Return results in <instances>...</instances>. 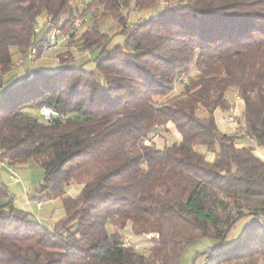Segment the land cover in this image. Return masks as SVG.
I'll return each mask as SVG.
<instances>
[{"label":"trees","instance_id":"obj_1","mask_svg":"<svg viewBox=\"0 0 264 264\" xmlns=\"http://www.w3.org/2000/svg\"><path fill=\"white\" fill-rule=\"evenodd\" d=\"M77 1L0 0V160L38 164L32 198L62 200L65 212L41 224L0 183V264H182L206 239L208 264H264V162L254 154L264 151V0H91L76 38ZM52 34L90 60L31 69L29 54L38 59ZM232 91L246 136L216 123ZM44 107L63 117L33 113ZM169 124L180 142L145 144ZM127 228L159 239L142 253L124 246Z\"/></svg>","mask_w":264,"mask_h":264},{"label":"rangeland","instance_id":"obj_2","mask_svg":"<svg viewBox=\"0 0 264 264\" xmlns=\"http://www.w3.org/2000/svg\"><path fill=\"white\" fill-rule=\"evenodd\" d=\"M84 5H85V0H78L75 6L76 8L80 7L82 9ZM63 16L66 17L67 14H64ZM138 19L139 17L136 16V17H133L132 21H138ZM44 22H45V17H41L39 19V23L41 24V26ZM81 31L79 30L77 32L78 34L76 38H78L81 35L82 33ZM61 57L65 59L66 58L72 59L74 64L80 65L90 60L91 51L88 49H82L81 47L77 45H71L68 42V40H66V42L62 44L59 48H56V49L52 48L50 50L44 49L41 56L34 61L32 66L29 64V67L34 70H37L43 67H49L50 69H54L61 64L62 62L60 59ZM18 58L19 59H16V65L14 67L15 68L14 70L17 74H23L26 71V68L22 63V60H21L22 57H18ZM86 69L96 72L94 63L87 64ZM22 76L23 75H21V77H19L20 79L18 80H21ZM98 77L100 81H103V78L101 75H98ZM33 113H36V115L40 116V111L33 112ZM154 141L157 144L158 148H162L166 144L172 145L174 142H176V139L173 133L169 131V133H167L165 137L162 138L160 137V135H158L157 137H155ZM238 145L239 147L240 146L244 147V146H248V143L245 141H239ZM2 163L3 162L0 160V183L6 185L9 193L15 198L16 207L30 212L32 216L36 218L35 213L37 212V203L39 201L42 205L41 208L43 207V210H42L43 212L40 213L41 215L51 214L53 216L52 218L55 219V218H59V216H62L63 213L65 214L62 200L49 201V202L44 203V201H40V200H36L32 198V196H34L41 189V185L44 180V171L38 164H36L35 162H30L26 165H22V166L18 165L19 175H20V178L22 179V183L15 184L11 181L10 174L8 173V171L2 167ZM45 220L47 221L48 218H46ZM245 221L246 220H241L236 225L235 229L233 230V233H237L239 230H241L245 224ZM146 236L147 235L143 236L145 238V241H146ZM158 239H159V235L157 239H155L154 241ZM130 243L132 245H137L133 243L131 240H130ZM212 246H213V242L209 239L202 240L192 246H189L182 259V264H208L204 253L208 252Z\"/></svg>","mask_w":264,"mask_h":264},{"label":"crops","instance_id":"obj_3","mask_svg":"<svg viewBox=\"0 0 264 264\" xmlns=\"http://www.w3.org/2000/svg\"><path fill=\"white\" fill-rule=\"evenodd\" d=\"M228 101L230 105V110L223 111L222 109H217L215 112V119H216L218 129L220 130L221 133L226 134V135H232V134H237L240 127H243L245 125V104L236 91H232L231 93H229ZM230 119H234V122H232ZM168 130L173 133V135L175 136L176 142H180L182 140L180 133L177 131L176 127L173 124L168 125ZM241 141L247 142L248 145L252 144V142H250L248 138H245ZM198 150L201 153H206V150L202 147L198 148ZM254 154L256 155V157H258L264 162V151L260 149H256L254 151ZM213 159H214V156L209 154L208 160L213 161ZM82 188L83 186L81 185L72 186L71 189L69 190V195L71 197L78 196L80 192L82 191ZM42 210H43V207L41 209L37 208L38 213L37 212L35 213V216H36L35 219L41 224H44L46 226L56 225L61 220H63L65 217V214L63 213L62 216H59V218L54 219L52 218L53 216L51 214L41 215L40 213L43 212ZM46 218H48L47 221L45 220ZM124 235H125V239H130L135 244H145L146 243L145 238L143 236L138 237V236L133 235L130 228H127L125 230Z\"/></svg>","mask_w":264,"mask_h":264},{"label":"built area","instance_id":"obj_4","mask_svg":"<svg viewBox=\"0 0 264 264\" xmlns=\"http://www.w3.org/2000/svg\"><path fill=\"white\" fill-rule=\"evenodd\" d=\"M91 2V0H85V5H84V9H85V13H83V15L80 16L79 20H74L73 22V27L71 30V35H76L77 32L79 31V29L88 22L90 16L92 15V13L94 12V9H90L89 8V3ZM137 13L134 12V15H136ZM39 30L36 29V32H38ZM66 40H68V37L65 36H60V38L58 39L57 44H54V48H59L62 44H64L66 42ZM37 57V49H33L32 52L29 54L28 60L31 64L34 63L35 59ZM188 81V76L185 73H182V80L180 84H185ZM40 114L42 115V117L44 118H50V120L57 118V117H63L62 114H60L59 112L55 111L52 108H47L44 107L40 110ZM232 122H234V119H230ZM241 128V127H240ZM239 135L241 136H246V134L241 131L240 129L237 132ZM158 135H153L151 138H148L145 140V144L146 145H151L154 142L155 137H157ZM154 137V138H153ZM2 155V150L0 149V156ZM2 166L8 171V173L10 174V179L13 183L15 184H21L22 183V179L20 178L19 175V166L17 164H4L2 163ZM41 203L38 201L37 203V208L40 209L41 208ZM158 235L157 234H152V235H147L146 236V243L145 244H137V245H132L130 243L129 239H124L123 244L125 247H133L138 251H141L142 253H147L148 250L151 248V246L154 243V240L157 239Z\"/></svg>","mask_w":264,"mask_h":264},{"label":"bare ground","instance_id":"obj_5","mask_svg":"<svg viewBox=\"0 0 264 264\" xmlns=\"http://www.w3.org/2000/svg\"><path fill=\"white\" fill-rule=\"evenodd\" d=\"M79 18H80V16H78L75 20H79ZM58 39H59V37L57 36V35H52L51 37H50V40H49V44L47 45V47L45 48V49H52V48H54V44H57V42H58ZM179 82L181 83V80H182V75L179 77ZM45 119H47V120H50V118H45ZM51 121V120H50Z\"/></svg>","mask_w":264,"mask_h":264}]
</instances>
